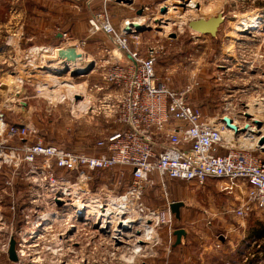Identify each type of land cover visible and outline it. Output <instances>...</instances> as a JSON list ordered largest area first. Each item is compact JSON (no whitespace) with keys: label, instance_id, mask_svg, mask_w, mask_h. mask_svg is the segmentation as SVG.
Returning <instances> with one entry per match:
<instances>
[{"label":"rangeland","instance_id":"374dc122","mask_svg":"<svg viewBox=\"0 0 264 264\" xmlns=\"http://www.w3.org/2000/svg\"><path fill=\"white\" fill-rule=\"evenodd\" d=\"M191 1L0 0V116L6 126L37 131L24 140L0 137V264H264L263 213L254 210L244 218L231 213L248 202L247 185L229 193L222 181L167 179L164 187L154 174L139 199L143 210L123 215L133 222L120 241L112 224L101 230L92 217L76 212L81 201L95 206L97 198L108 203L127 197L130 168L126 177L119 169L92 172L89 196L63 202L56 198L79 183L80 173L54 169L50 176L42 159L34 166L25 161L27 142L93 155L97 142L116 132L118 124L97 100L101 92L95 86H109L104 73L115 56L127 62L122 42L141 57L158 49V82L189 90L188 102L204 118L226 115L241 125L243 111L252 109L264 119V0H193L189 8ZM219 14L224 21L214 38L188 26ZM137 18L144 20L143 30L126 32L124 23ZM253 18L259 27L245 29ZM72 45L90 63L87 73L66 66L50 70L56 55L48 47ZM66 83L85 90L72 97ZM176 201L184 203L180 218L171 209ZM148 227L155 229L152 237ZM178 230L186 234L176 245ZM13 240L17 262L8 254Z\"/></svg>","mask_w":264,"mask_h":264},{"label":"built area","instance_id":"2783aa9c","mask_svg":"<svg viewBox=\"0 0 264 264\" xmlns=\"http://www.w3.org/2000/svg\"><path fill=\"white\" fill-rule=\"evenodd\" d=\"M124 36V33L119 36L120 43ZM122 44L127 62L122 64L123 56H115L116 63L104 73V81L109 86H105V90L101 85L95 86L101 92L97 100L118 124L116 132L99 140L93 155L66 151L45 145L43 141L27 142L25 146V161L34 166L42 159L50 176L54 169L80 173L79 183L74 187L67 185L56 200L66 202L74 195L89 196L86 195L87 181L92 172L119 169L120 177H126L125 169L130 168L132 185L127 197L121 198L125 203L121 205L124 213L120 218L129 210H143L139 199L154 174L164 187L167 179L199 185L206 184L207 180L222 181L224 191L229 193L240 192L241 185H247L248 202L235 207L231 213L244 218L259 210L264 215V145L259 146L264 136L263 119L245 110L243 124L232 119L233 124L239 126V131L233 132L223 121L226 115L204 118L201 110L188 102L189 90L176 91L158 82L155 70L158 49L151 47L147 55L141 57L138 52H131L124 42ZM253 120L261 121L263 126L258 129ZM243 129L246 130L243 132ZM228 131L235 140L226 139ZM5 134L24 140L37 131L32 127L6 126L0 116V137ZM240 137L246 142H241ZM101 200L94 199L95 205L105 215L109 202ZM108 217L109 213L105 219Z\"/></svg>","mask_w":264,"mask_h":264},{"label":"bare ground","instance_id":"6f19581e","mask_svg":"<svg viewBox=\"0 0 264 264\" xmlns=\"http://www.w3.org/2000/svg\"><path fill=\"white\" fill-rule=\"evenodd\" d=\"M186 1V0H185ZM171 2H172V0H169V3H170V5H171ZM193 4H195V2L192 0L191 2H190V4H188V6L187 7H189V8H191V5H193ZM164 19V18H163ZM166 19V18H165ZM141 21V22H140ZM137 22H140L139 24L140 25H142L143 24V22H144V20H142V18H137L136 19V21H134V22H132V23H137ZM258 22V18H253L252 20H250V21H248V22H245V24H244V26H245V29H252V28H256V27H259V26H257V24H259V23H257ZM131 22L129 21V22H127V23H124V27H126L127 25H129ZM132 23L130 24V25H132ZM73 46V45H72ZM71 46V47H72ZM74 47V46H73ZM76 50H77V52H78V54L80 55V57H78L75 61H67V60H65V59H61V58H58V51H60V49L59 48H56L55 49V47H48V49H50V53H52L53 52V55L55 54L56 56H55V60H51L50 62V66L49 67H51L50 68V70H61V69H63V68H66V67H70V70H73V69H76V70H85L86 69V67H87V65L88 64H90L87 60H86V56H85V54H83L84 52H82V50L81 49H79V48H76V47H74ZM47 49V48H46ZM40 52V51H39ZM47 52V51H46ZM117 53H118V55L119 56H121V54L118 52V51H116ZM34 54H36V53H34ZM39 55V54H38ZM42 55V54H41ZM33 56V55H32ZM35 56V55H34ZM36 56H37V54H36ZM37 59V58H36ZM40 60H42V59H40ZM38 61V60H37ZM41 62V61H40ZM39 63V62H38ZM39 66V65H38ZM66 66V67H65ZM40 69V68H39ZM54 72V71H53ZM40 73V72H39ZM56 73V72H55ZM43 75H45L44 73H42ZM41 74V75H42ZM49 74V73H48ZM51 76H52V74H50ZM60 75V74H59ZM36 76V78H37V76L38 75H35ZM45 77V76H44ZM47 77V76H46ZM38 78H40V77H38ZM51 78V77H50ZM52 78L53 79H56L57 77L55 76H52ZM51 78V79H52ZM38 80H40V79H38ZM66 86H67V88L69 89V90H71V95H72V97H74V95H76V93L77 92H79V90H81V89H83V90H85V87L84 86H79V85H75V84H67L66 83ZM80 88V89H79ZM82 93V92H81ZM51 94H53V93H51ZM79 94V93H78ZM54 95V94H53ZM86 103V102H85ZM81 104V103H80ZM84 104V103H83ZM260 105H261V103H259ZM255 106H258V105H255ZM254 106V107H255ZM261 107V106H260ZM262 108V107H261ZM248 113L250 114V115H252V116H255V117H257V119H261V118H259V116H257V115H255L256 114V112L254 111V110H252V109H249L248 110ZM259 113H262V111L261 112H259ZM261 121H263V123H264V119L263 120H261ZM236 126V125H235ZM236 127H238V130H239V126H236ZM231 131H235V130H233V129H231ZM263 131H264V128H263ZM236 132V131H235ZM225 137H226V139L228 140V141H231V140H235L233 137H231V133H230V131H228V132H226L225 133ZM240 141L241 142H246L245 140H244V138L243 137H240ZM92 201H94V200H92ZM122 204H124L123 202H122V200H120V199H113V198H111L110 200H109V203H108V209H107V214L109 213V217H108V219H105V215H107V214H103L102 212H101V210L100 209H98V206H93L92 204H90V202H83L82 204H80V209L76 212L79 216H83L84 217V214L86 215L87 213H88V215H86L87 216V218H85L86 220H89L88 218L90 217V215H92V221H93V225H94V227L95 228H98V229H100L101 228V230H106L107 228H110L109 227V225H111L112 224V227H113V232H116V234H118L117 236H119V238H120V241H123V236H126V235H128V232H129V229H131V226L129 225V224H131V222H133V220L132 219H129L128 217V219L126 218H124V217H119L120 216V214L121 213H124V212H121L122 210H121V205ZM86 208V210H85V208ZM84 213V214H83ZM89 216V217H88ZM115 216V217H114ZM101 221L103 222V225H99L100 223H101ZM100 226V227H99ZM149 228V227H148ZM152 227H150L149 229H147V230H145L146 231V233H147V236H149V237H152L151 235L153 234V230H155V229H151ZM49 229H51V227H49L48 226V228H47V230H49ZM100 230V231H101ZM152 232V233H151ZM155 233V232H154ZM120 235H122V237L120 236ZM115 236H113V238H114ZM151 239V238H150ZM138 253V252H137Z\"/></svg>","mask_w":264,"mask_h":264},{"label":"water","instance_id":"95a60500","mask_svg":"<svg viewBox=\"0 0 264 264\" xmlns=\"http://www.w3.org/2000/svg\"><path fill=\"white\" fill-rule=\"evenodd\" d=\"M161 13L165 14L167 11V7L166 6H161ZM224 21L222 15H218L216 17H212L210 19H197V20H192L189 22L188 26L189 28L199 34L202 35H210L211 37H216L217 32L219 30L220 25L222 24V22ZM143 26L136 24V23H132V25H127L125 27V31L126 32H130L132 29H135L136 31H141L143 30ZM78 57H80V55L78 54L77 50L75 48H66V49H61L60 51H58V58L61 59H65L67 61H75ZM88 70H77L78 73H87ZM249 117V115L247 116ZM223 121L226 123L227 127L229 129H233L236 132H238V127H236L233 124V121L231 118L229 117H224ZM253 124L260 129L263 126V123L259 120H253ZM246 129H243L242 131L244 132ZM260 134L257 133V136H259ZM264 145V136L261 137V139L259 140V146ZM184 207V203L183 202H177L173 203L171 206L172 212L176 215L177 218H180V209ZM186 232L184 230H178L175 231V235H176V245H179L181 243L182 237L185 236ZM9 259L13 262H17L18 261V256L16 254V249H15V240L10 242V248H9Z\"/></svg>","mask_w":264,"mask_h":264},{"label":"crops","instance_id":"0c3cea01","mask_svg":"<svg viewBox=\"0 0 264 264\" xmlns=\"http://www.w3.org/2000/svg\"><path fill=\"white\" fill-rule=\"evenodd\" d=\"M176 182H177V181H176ZM178 182H179V181H178ZM178 182H177V183H178ZM179 183H181V182H179Z\"/></svg>","mask_w":264,"mask_h":264}]
</instances>
